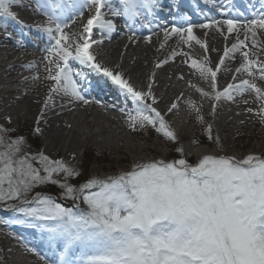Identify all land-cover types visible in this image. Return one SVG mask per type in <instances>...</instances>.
<instances>
[{
  "label": "snow or ice",
  "instance_id": "obj_1",
  "mask_svg": "<svg viewBox=\"0 0 264 264\" xmlns=\"http://www.w3.org/2000/svg\"><path fill=\"white\" fill-rule=\"evenodd\" d=\"M204 2L207 4L208 0ZM169 3L179 6V0ZM163 4L164 0H0V17L22 29L31 30L18 19L13 7L30 8L34 14L46 17L35 31L48 39L44 79L52 83L31 135L43 134L41 124L46 123L45 110L50 105L54 107V95L67 98L69 103L87 105L93 102L85 94L86 87L91 86L108 87L118 98L123 97L125 104L130 102L132 107L121 111L131 130L151 127L178 143L176 133L154 107L158 103L153 93L154 79L146 90L137 89L117 68L102 63L94 48L122 30L118 28L120 21L127 25L130 41L136 35V22L151 31L152 21L164 10ZM86 11L89 15L84 22ZM223 14V19L206 17V22L198 25L201 29H215L225 41L236 34L237 42L225 46L215 69L209 66L207 55L201 61L182 51H173L156 67L185 56L184 63L209 81L215 93L213 96L197 88L202 96L215 101L233 100L234 93L242 95L251 90L261 106L258 111H247L264 122V91L255 83L243 79L229 83L223 91L216 90L217 73L225 59H235L237 52L243 60L235 72L253 78L258 73L264 79V61L250 58L255 54L243 50L250 38L251 47L257 48V37L264 33V0H259V9L244 19L243 13L229 17L226 10ZM187 19L181 17L182 21ZM77 21L82 22L79 27L66 31ZM196 26L188 23L185 27L181 23L165 28L164 35L166 39L177 36L189 45L195 41L207 53L208 45L193 35ZM97 32L100 39L96 38ZM5 34L12 38L11 32ZM145 39L150 42L151 36ZM16 44L24 46L18 39ZM76 67L80 70L75 71ZM232 79L236 80V76ZM188 103L203 123L200 109L194 102ZM215 107L213 104V113ZM175 108L177 104L173 103L168 111ZM13 131L0 125V205L13 214L10 220L0 219V224L25 225L46 234L53 259L42 256L45 264H264V156L250 154L237 159L201 150L196 162L190 163L185 148L179 146L174 149L178 158L136 163L128 172L104 180L89 179L74 187L68 181L80 175L75 168L61 159L50 158L44 151L32 152L27 137L12 138ZM206 135L209 141L218 143L211 125L206 128ZM48 185L57 186L60 198L73 201L76 210L63 207L51 195L32 194ZM76 202L85 205L86 210Z\"/></svg>",
  "mask_w": 264,
  "mask_h": 264
},
{
  "label": "bare ground",
  "instance_id": "obj_2",
  "mask_svg": "<svg viewBox=\"0 0 264 264\" xmlns=\"http://www.w3.org/2000/svg\"><path fill=\"white\" fill-rule=\"evenodd\" d=\"M24 2L28 3V0H24ZM226 6H229V8L242 7L249 11L248 17L253 10L259 9V0H208L207 4L204 0H179L178 7H173L169 0H164V10L160 11L152 21L151 31L141 27L139 22H136L133 24V27L137 29L136 35L130 41L129 36L131 33L128 29V31H125L126 28H122L126 24L124 21H120L118 28L122 30L113 33L110 39L105 38L102 45H94V48L102 63L111 68H117L137 89L146 90L149 82L154 79L153 93L158 101L154 107L161 112L165 121L168 118H176L174 121L180 127H183V124H186L191 117L181 108V106H189L188 101H192L188 96L189 91H195L212 108L213 104H215V110L220 107L221 103L224 107L246 108L251 106L252 103L248 99L241 100V94L234 93L233 100L221 99L220 101L202 96L197 91V88L202 89L204 92H209L213 96L215 93L211 89L209 81L204 80L195 69L184 63L185 56H177L175 60L169 59L167 64L160 68L156 67L158 62L171 57L173 51H182L201 61L207 55L211 61L209 66L215 69L220 57L223 56L225 46L230 47L237 42L236 34H232L225 41L223 36L216 32L215 29H201L198 25L206 22V17L225 18L224 11L216 9H223ZM12 11L17 13L18 19L29 25L31 30L29 28L22 29L18 24L0 17V83L4 84L0 88V92L5 88L14 87L13 90H10V93L14 94L13 104L16 108L9 113L2 114L1 117L6 121L10 118L12 122L30 126L35 125V119L39 115L43 102L49 93V89H42L39 83L42 81L51 83V81L45 80L40 74V71L45 70L47 64V61L44 60V56L47 55L44 49L48 44V39L35 31V26L42 23L46 17L34 14L30 8L25 10L13 7ZM88 15L89 13L86 11L84 22H86ZM182 16L188 18L186 22L181 20ZM231 16L229 14V17ZM81 23V21H77V24L72 29H66V31H73ZM181 23H184L185 27L188 23L197 25L193 29V35L202 43L208 45L209 51L207 53L195 41H191L189 45L184 44L177 36L165 38V28L178 27ZM6 32H11L14 36L9 38L5 34ZM147 36H151L150 42L145 39ZM239 36L241 40L244 39L243 31L240 32ZM96 38L100 39L98 32L96 33ZM17 39L22 41L23 47L16 44ZM257 41L258 47L254 49L251 47L252 39L250 38L246 41L248 47L243 50L249 51L250 54H255L250 56V58L264 61V51H261V49H264V33L258 35ZM242 60L243 58L239 52L235 54V59H225V64L222 66L221 71L217 73V91H223L229 83H239L243 79H249L246 73L235 72ZM29 65H33V67L29 68ZM74 70L79 71L80 69L76 67ZM153 73H155L154 78ZM256 75L259 78V74L257 73ZM35 76H38L39 79H33ZM233 76H236V80L232 79ZM25 77L28 79H25ZM180 77H183V79ZM250 81L255 83L261 90L264 88V79L259 78L258 80ZM105 91L111 94L110 99H105L108 96L107 92V94L104 93ZM251 92L256 97V93ZM85 94L87 99L93 101L92 103L87 105L82 102L69 103L67 98H62L58 95L53 96L54 107L50 105V108L45 110L46 123L42 122L41 124L43 128L42 135L46 143V152L56 149L58 154L64 152L65 155L71 156L78 150L80 145L87 141L93 143L100 150L111 149L115 143L121 141L119 136L121 131L130 129L127 116L121 111V108L132 107L130 102L125 104L123 97L118 98L117 93L108 87L88 86ZM109 100L111 103L108 104ZM173 103L177 104V108L169 112L168 109ZM102 105H108L114 109L108 110ZM231 112L229 110L222 120L215 113L209 114L208 118H217L216 124L221 127L222 123H228L227 121L232 119ZM91 123L96 125L98 129L91 130L89 125ZM103 124L108 125L109 129H111L106 137L101 134V125ZM237 126L245 127L246 125L243 122H237ZM131 132L133 133V130ZM201 150L207 153H215L208 147H191V152L196 158ZM119 151L124 155L118 161L120 164L128 162L133 154L157 152L153 143L141 148L125 142L120 143ZM9 244L4 243L1 247H6L5 249L12 255L10 258L12 264H25L26 255L15 256Z\"/></svg>",
  "mask_w": 264,
  "mask_h": 264
},
{
  "label": "rangeland",
  "instance_id": "obj_3",
  "mask_svg": "<svg viewBox=\"0 0 264 264\" xmlns=\"http://www.w3.org/2000/svg\"><path fill=\"white\" fill-rule=\"evenodd\" d=\"M40 74L42 77H45L46 71L42 70L40 71ZM249 79L258 80L259 78L256 75L255 78L249 77ZM51 83L42 81L39 84L42 89L48 90ZM3 86L4 84L0 83V88ZM13 89L14 87H9L1 90L0 92V125L10 129H15V131L10 133L12 138H16L19 135L27 137L28 144L32 152L44 151L50 158L61 159L70 167L75 168L80 175L75 178H70L68 181V183L74 187H78L80 184L89 179L96 178L104 180L108 177L128 172L136 163L149 162L158 159L168 161L178 158L179 154L176 153L174 149L179 146H183L185 148L186 158L190 163H194L197 160L191 152L192 146L208 147L215 152L214 154L234 156L237 159L245 158L250 154L264 156V122H261L257 116H254L252 113L247 111L248 108H252L254 112L258 111L261 106V102L256 99L251 90L245 91L241 98V100H250L252 103L251 106L246 108L232 106L229 108L224 107L221 103L220 107L215 110L214 113L221 120L225 117L229 110L230 112L232 111V119L227 121L228 123H222L221 127L216 124L217 118H208V115L213 113L212 106L208 105L206 100L195 91H189L188 96L195 103L196 107L200 109L199 115L204 117V122L201 123L197 120L196 117L198 113L195 109L190 106H181L182 110L191 116L187 123L183 124V127H180V125L174 121L176 118H168L166 120L170 129L176 133L178 143H173L167 140L151 127L147 129H137L136 131H133V133L131 132V129H123L119 135L121 141L115 143L111 149L100 150L93 143L87 141L86 143L80 145L78 150L71 156H67L64 152H60L58 154L56 149L46 152V143L43 135H31V131L35 125L28 126L27 124V126H24L20 123L12 121L11 123H8V121L1 117L2 114L9 113L16 109L13 104L14 94L10 93V90ZM261 91H264V88H262ZM237 122H243L246 126L239 127L237 126ZM89 125L91 126V130L98 129V127L93 123ZM103 125H101V134L106 137L111 129H109L108 125ZM208 125L212 126L213 138L214 140L218 138V143H213L207 139L206 128ZM193 141H198L199 143L196 144L193 143ZM124 142L141 148L153 143L156 146L157 152H141L140 154H133L128 162L120 164L118 161L124 157L123 153L119 151L120 143ZM56 178L61 179V176H57ZM58 192L60 194L61 190L59 189ZM54 198H56V201L58 200V203L60 201V204L63 207L74 208L73 210H76V205L73 201L61 199L60 195ZM82 205L83 204L80 203V208ZM83 206L86 208L85 205ZM12 217L13 214L11 212L0 210V219L10 220ZM4 243H12V246L15 245L16 248L13 247V251H15L16 254L19 252V254H23V256L26 255V259H24L25 264H45L44 260L41 259L42 256L53 259L47 235L41 233L38 229L14 223L0 224V264H10L9 259L12 255L5 249L6 247H1ZM28 249H33V251H29ZM50 259L49 261H51Z\"/></svg>",
  "mask_w": 264,
  "mask_h": 264
},
{
  "label": "trees",
  "instance_id": "obj_4",
  "mask_svg": "<svg viewBox=\"0 0 264 264\" xmlns=\"http://www.w3.org/2000/svg\"><path fill=\"white\" fill-rule=\"evenodd\" d=\"M35 190L32 193L33 195H35V192H42L43 194L51 195L53 198L57 197L58 195H60L59 192H58L59 188L57 186L48 185V186L39 187V188H37ZM54 199L56 200V198H54ZM81 208L86 210V208H84L83 205H82ZM0 210L4 211L3 210V205H0Z\"/></svg>",
  "mask_w": 264,
  "mask_h": 264
}]
</instances>
